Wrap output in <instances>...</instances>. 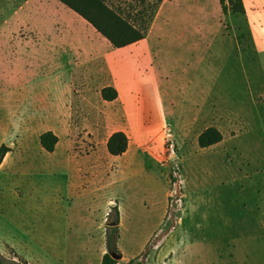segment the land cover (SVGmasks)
I'll return each instance as SVG.
<instances>
[{"label":"crops","instance_id":"crops-1","mask_svg":"<svg viewBox=\"0 0 264 264\" xmlns=\"http://www.w3.org/2000/svg\"><path fill=\"white\" fill-rule=\"evenodd\" d=\"M242 1L253 49L264 72V0ZM216 3L164 0L146 37L122 48H114L57 0L20 4L13 17L0 24V146L10 149L0 164V174L20 175L19 182L5 184L8 195L30 196L33 190L31 182L26 183L27 176L64 173V187L46 195L44 202L57 206L64 197L76 202L75 211L80 210L106 194L110 172L124 183L132 181L134 173L154 168L152 151L142 150L128 160H121L128 149L119 157L109 155L106 144L114 132L145 145L157 141L162 146L164 139L165 157L170 136L165 126L169 124L251 121L249 81L237 57L235 40L221 33L222 13ZM21 29L31 33L34 47L27 46L29 38L22 42L14 36ZM104 87L114 88L117 98L104 101L100 94ZM48 131L58 138L52 153L39 143V137ZM115 161L117 165H108ZM120 206L117 245L122 260L130 261L141 254L163 223L167 193L158 223L132 255L121 244ZM109 207L107 204L106 217ZM260 213L264 216V209ZM187 235L183 229L179 239L166 245L164 254L173 253L171 264H199L202 260L197 250L186 249ZM259 252L257 245L251 247L245 263H262Z\"/></svg>","mask_w":264,"mask_h":264},{"label":"rangeland","instance_id":"rangeland-1","mask_svg":"<svg viewBox=\"0 0 264 264\" xmlns=\"http://www.w3.org/2000/svg\"><path fill=\"white\" fill-rule=\"evenodd\" d=\"M24 1L0 0V24L9 21ZM203 2L211 4L213 0ZM220 29L223 35L233 39L242 36L235 41V47L249 81L253 119L237 124L165 126L170 134L167 140L176 154L173 163L178 166L183 181V210L173 229L164 218L141 254L130 261L120 258L118 264H171L168 261L173 253L164 254L165 247L179 239L183 229L188 234L184 245L188 252L197 250L199 259L202 257L199 264H246L250 248L256 245L258 253L262 251L260 264H264V216L260 213L264 209V72L253 49L247 20L222 15ZM22 30L14 36L24 42L23 38L32 35ZM29 39L27 46L34 47V38ZM62 81L67 84L66 79ZM210 126L219 129L223 139L212 147L200 149L198 134ZM1 128L0 125V131ZM142 150L154 153L153 169L134 173L133 182L124 183L117 173L110 172L102 199L93 198L90 205L76 211V202H67L64 197L57 206L44 202L46 195L64 187V173L27 176L26 183L31 182L30 190H33L27 198L9 196L4 188L5 184L19 182L20 175L13 178L0 174V264H27L25 259L31 264H101L107 252V224L115 218L111 208L119 203L123 215L122 248L129 255L136 253L164 211L170 177V170L161 165L165 158L164 139L162 146L157 141L145 145L130 140L121 160H128ZM117 162L108 165L115 166ZM166 162L170 163L169 159ZM107 204L110 207L106 217ZM247 230L255 232L249 235L245 233ZM117 251L121 256L118 245Z\"/></svg>","mask_w":264,"mask_h":264},{"label":"trees","instance_id":"trees-1","mask_svg":"<svg viewBox=\"0 0 264 264\" xmlns=\"http://www.w3.org/2000/svg\"><path fill=\"white\" fill-rule=\"evenodd\" d=\"M67 8L78 14L90 24L114 48H122L144 39L149 31L153 19L164 0H57ZM224 17H240L245 20V9L242 0H217ZM152 3V4H151ZM248 37L250 33L246 28ZM242 36L234 38L236 42ZM104 101L111 102L117 98V91L112 87H104L100 91ZM222 133L214 126L205 128L197 137L200 149H206L220 143ZM40 146L48 153H52L58 143V138L52 132H45L39 137ZM129 140L125 133L114 132L107 140L106 148L109 155L114 157L126 153ZM10 149L0 146V164ZM115 213L114 226L108 227L106 233L107 252L101 258V264H118L121 258L117 251L119 239V211L118 207L111 208ZM111 213V210H110ZM136 264H142L138 262Z\"/></svg>","mask_w":264,"mask_h":264},{"label":"built area","instance_id":"built-area-1","mask_svg":"<svg viewBox=\"0 0 264 264\" xmlns=\"http://www.w3.org/2000/svg\"><path fill=\"white\" fill-rule=\"evenodd\" d=\"M166 153L168 154H166L164 160L161 161L163 167L170 170V177L167 181V211L165 220L173 229L174 225L178 223L179 213L183 210V181L178 166L173 163L176 160V154L169 140L166 142ZM168 159L170 163L173 164L167 163L166 161Z\"/></svg>","mask_w":264,"mask_h":264},{"label":"water","instance_id":"water-1","mask_svg":"<svg viewBox=\"0 0 264 264\" xmlns=\"http://www.w3.org/2000/svg\"><path fill=\"white\" fill-rule=\"evenodd\" d=\"M107 225H108V227H111V226H114L115 224L113 222H110Z\"/></svg>","mask_w":264,"mask_h":264}]
</instances>
